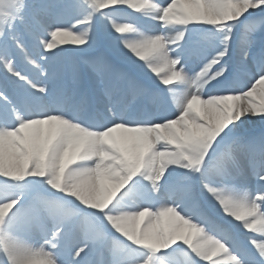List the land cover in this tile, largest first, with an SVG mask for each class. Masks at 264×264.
Masks as SVG:
<instances>
[{
	"label": "snow or ice",
	"instance_id": "snow-or-ice-1",
	"mask_svg": "<svg viewBox=\"0 0 264 264\" xmlns=\"http://www.w3.org/2000/svg\"><path fill=\"white\" fill-rule=\"evenodd\" d=\"M0 264H264V0H0Z\"/></svg>",
	"mask_w": 264,
	"mask_h": 264
}]
</instances>
